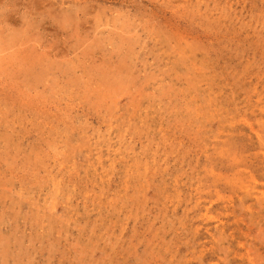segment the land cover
Listing matches in <instances>:
<instances>
[{
  "label": "rangeland",
  "instance_id": "rangeland-1",
  "mask_svg": "<svg viewBox=\"0 0 264 264\" xmlns=\"http://www.w3.org/2000/svg\"><path fill=\"white\" fill-rule=\"evenodd\" d=\"M9 39L0 264H264V0H0Z\"/></svg>",
  "mask_w": 264,
  "mask_h": 264
},
{
  "label": "clouds",
  "instance_id": "clouds-1",
  "mask_svg": "<svg viewBox=\"0 0 264 264\" xmlns=\"http://www.w3.org/2000/svg\"><path fill=\"white\" fill-rule=\"evenodd\" d=\"M69 8L72 10V14L66 16L63 20V23L66 27H70L72 24V15L76 14V10L72 9V6L69 5ZM16 48L11 39L6 41H0V57L11 56L15 53Z\"/></svg>",
  "mask_w": 264,
  "mask_h": 264
}]
</instances>
